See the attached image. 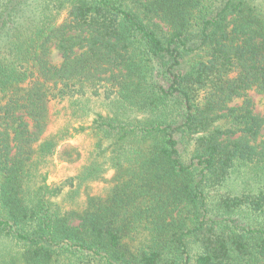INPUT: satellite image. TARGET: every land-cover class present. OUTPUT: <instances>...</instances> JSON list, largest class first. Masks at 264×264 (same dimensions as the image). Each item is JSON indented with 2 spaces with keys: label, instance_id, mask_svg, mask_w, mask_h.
Here are the masks:
<instances>
[{
  "label": "trees",
  "instance_id": "1",
  "mask_svg": "<svg viewBox=\"0 0 264 264\" xmlns=\"http://www.w3.org/2000/svg\"><path fill=\"white\" fill-rule=\"evenodd\" d=\"M32 3L0 0L5 264H264V224L238 217L264 190L211 193L264 165V114L231 105L264 92V0Z\"/></svg>",
  "mask_w": 264,
  "mask_h": 264
},
{
  "label": "rangeland",
  "instance_id": "2",
  "mask_svg": "<svg viewBox=\"0 0 264 264\" xmlns=\"http://www.w3.org/2000/svg\"><path fill=\"white\" fill-rule=\"evenodd\" d=\"M34 3V0H31V3ZM37 4H41L42 0H36ZM16 2V0H14ZM32 3L31 7H34V4ZM40 8V7H39ZM39 8H37L39 10ZM53 9V8H52ZM46 14H50L51 10H44ZM38 12V11H37ZM66 17L65 10H61L59 14V23L63 21V19ZM48 59L53 65H62L64 58L60 52V50L57 47V42H52L49 50H48ZM249 98L252 101L253 110L255 113L263 115L264 114V92L260 91L256 87L248 90L244 96L237 97L233 100L231 105H240L242 102ZM100 101H93L92 103L88 104V106L92 109L91 112H93L95 109L96 111L100 110L102 112H105V105L100 104ZM25 119L32 124V120L26 115L25 111L21 112ZM82 125H89V122L87 123L84 120L76 121L73 124V127H81ZM77 137L79 135L77 134L70 140H68L67 144H76ZM195 139L196 137L186 136L182 139L181 142V158L185 161L189 160L194 152L195 147ZM62 147V146H61ZM59 147L58 150L61 149ZM55 163L57 165V168L49 173L47 183L53 184L58 183L63 180L65 177L64 174L66 173L65 166L67 163L63 162L58 154L54 156ZM233 173L232 176L227 180V182L218 188L216 191L212 190L213 195H219V194H235V193H243L245 190L247 192L251 191L257 193L258 190H264V165H257V164H250V163H238L235 168L232 169ZM245 208V207H244ZM240 216V219L244 221L245 223H262L264 224V209L260 211H252L247 209H243L239 212L238 217ZM6 244H10L8 238L1 237L0 238V264H5V259H8L9 254H7V251L4 249L6 247Z\"/></svg>",
  "mask_w": 264,
  "mask_h": 264
}]
</instances>
